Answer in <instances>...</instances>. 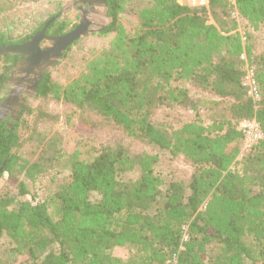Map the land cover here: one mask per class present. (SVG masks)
<instances>
[{"label":"trees","instance_id":"16d2710c","mask_svg":"<svg viewBox=\"0 0 264 264\" xmlns=\"http://www.w3.org/2000/svg\"><path fill=\"white\" fill-rule=\"evenodd\" d=\"M37 1L0 0V16ZM133 1L106 0L111 21L99 33L113 36L78 73L43 76L28 138L0 127V176L17 186L0 191V264H264V136L237 159L242 120L255 118L264 133V49L246 29L242 39L232 15L236 7L256 31L264 0ZM46 22L22 33L1 25L0 47ZM67 30L57 18L47 33ZM247 65L258 102L243 85ZM164 154L191 173L163 174ZM51 170L52 189L37 199L30 185ZM120 247L127 256L114 254Z\"/></svg>","mask_w":264,"mask_h":264},{"label":"rangeland","instance_id":"374dc122","mask_svg":"<svg viewBox=\"0 0 264 264\" xmlns=\"http://www.w3.org/2000/svg\"><path fill=\"white\" fill-rule=\"evenodd\" d=\"M148 0H134L133 6L134 8H139L144 5ZM201 1L203 0H179L181 4H187L191 6L202 5ZM103 12V10L101 9ZM61 13L59 16L60 19H65L68 23V30L72 29L79 21L82 16V11L79 7L73 5V0H40L32 3H25L19 5L8 14L0 16V26L4 25L5 29H10L15 33H22L32 30L35 26L40 23H44L48 21L51 17L56 15L57 13ZM232 15L237 19L240 27L243 31L245 29L252 33L251 40L256 44L257 50L264 49V27L262 26L260 29L256 31H252L249 24L239 15L236 7H233ZM122 21L128 26L133 28L136 24L135 17L127 13L123 15ZM91 21H93L92 28L95 30L93 33L82 37L80 42L74 43L72 45L71 50L68 52L67 57H63L62 60L50 71L53 73L54 77L60 80H66L68 77L74 76L81 70L89 56V52L94 48H101L108 45L110 39L113 36V33L109 34H100V28L102 25H106L108 20L102 15L93 14L90 17ZM46 24V23H45ZM40 100L37 99L34 107L37 108ZM49 108L51 110L59 111L62 109L61 104L50 103ZM181 116H183L184 112H179ZM33 117L30 119V125L26 131L22 132V139H26L33 131ZM66 129V126L63 123H59L55 125L54 130H59V132H63ZM79 133L87 136V134L91 135V130L85 127L79 128ZM54 133V132H53ZM71 132H66V137L71 141L70 138ZM100 139V138H99ZM101 140V139H100ZM239 166V165H238ZM159 169L163 174L174 175L177 177H187L191 170L179 162L172 161L168 155L164 154L162 156V160L159 165ZM54 175H56L54 170L48 171L47 173H43L38 176V179L35 184L30 185V189H32V194L35 193L37 199L43 198L47 193L52 189L54 184ZM23 176V175H22ZM133 172H122L120 177L124 180L133 178ZM57 177V176H56ZM22 178V177H21ZM9 191L11 194L17 192V186L14 183V180L9 177V174L5 172L0 176V191ZM97 195L92 194V198H95ZM27 197H31V195H27ZM5 245V242L3 243ZM114 254L119 256H127L128 250L126 248H116L114 250ZM28 257L23 255L19 257L18 262L25 261Z\"/></svg>","mask_w":264,"mask_h":264},{"label":"flooded vegetation","instance_id":"af4514ba","mask_svg":"<svg viewBox=\"0 0 264 264\" xmlns=\"http://www.w3.org/2000/svg\"><path fill=\"white\" fill-rule=\"evenodd\" d=\"M73 5L79 7L80 10H85L89 3L73 0ZM45 35L55 36L47 33V30ZM29 40L7 46H20ZM46 45L47 42L40 43L41 48ZM32 49L29 47L25 52H31ZM25 60V54L18 52L0 55V127H5L8 132L16 130L21 137H23L22 132L26 131L30 125V119L34 116V105L38 99V88L36 92L34 91L35 75L34 72L26 70Z\"/></svg>","mask_w":264,"mask_h":264},{"label":"water","instance_id":"95a60500","mask_svg":"<svg viewBox=\"0 0 264 264\" xmlns=\"http://www.w3.org/2000/svg\"><path fill=\"white\" fill-rule=\"evenodd\" d=\"M82 2L89 3L85 10H81L82 16L80 21L69 31L55 36H46L45 32L51 23L58 18L62 12L57 13L51 17L44 27L37 32L28 42L20 46H1L0 55L10 52H18L22 55L25 54V68L27 71L34 72V91L36 92L39 82L43 76L50 72L64 57L68 48L73 45L77 40L93 33L95 30L92 28L93 21L90 17L93 14L102 15L108 20V25L111 18L107 14L106 0H81ZM80 9V8H79ZM103 10V12L101 11ZM106 25H102L101 28ZM100 28V29H101ZM44 41L47 45L44 48L40 47V43ZM33 48L31 52L26 53L27 48ZM2 168L0 167V172Z\"/></svg>","mask_w":264,"mask_h":264},{"label":"built area","instance_id":"2783aa9c","mask_svg":"<svg viewBox=\"0 0 264 264\" xmlns=\"http://www.w3.org/2000/svg\"><path fill=\"white\" fill-rule=\"evenodd\" d=\"M231 3L235 6L237 0H230ZM202 5H208V0L201 1ZM239 32L242 35V39L245 40V31L239 28ZM245 58V54L242 56ZM243 85L247 89V95L252 98L254 102H258L261 99V93L259 87L257 85L255 71L252 67L247 65V70L245 77L243 79ZM239 129L243 135V145L241 148V152L237 159H241L243 155L250 151L256 142L261 140L264 136V133L261 129L259 122L253 119H244L240 122ZM172 264H176V260L172 262Z\"/></svg>","mask_w":264,"mask_h":264}]
</instances>
